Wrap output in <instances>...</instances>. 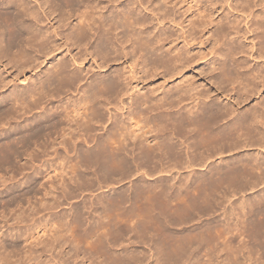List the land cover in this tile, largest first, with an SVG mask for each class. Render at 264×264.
I'll return each mask as SVG.
<instances>
[{
  "label": "bare ground",
  "instance_id": "6f19581e",
  "mask_svg": "<svg viewBox=\"0 0 264 264\" xmlns=\"http://www.w3.org/2000/svg\"><path fill=\"white\" fill-rule=\"evenodd\" d=\"M0 264H264V0H0Z\"/></svg>",
  "mask_w": 264,
  "mask_h": 264
},
{
  "label": "rangeland",
  "instance_id": "374dc122",
  "mask_svg": "<svg viewBox=\"0 0 264 264\" xmlns=\"http://www.w3.org/2000/svg\"><path fill=\"white\" fill-rule=\"evenodd\" d=\"M34 2V3H33ZM36 3H35V1H32V5H35ZM188 6L189 5H186L184 8H182L183 10V14L185 13L184 11V9H187L188 8ZM114 8V6H112V7H110V9H113ZM181 13H177V15H176V18H177V20L178 19H180L181 18ZM74 20V18H72V21ZM73 22H76V19L73 21ZM166 26H168V25H166ZM208 34H205V36H207ZM180 45H182V44H180ZM208 50V49H207ZM77 50H73V52H76ZM59 57H60V55H59ZM91 64V62H89V64L88 65H86L85 66V70L82 72V79L83 78H85V79H83V81H82V83H80L79 84V88L82 90V88H84V83H85V81L86 80H88V78H90L91 76L90 75H92L93 73H94V71H93V68L91 69V68H89V65ZM198 71V69H196V71L194 72V73H196ZM88 72V73H87ZM193 74V73H192ZM189 75H191V73H189ZM28 76H29V74H28ZM91 79V78H90ZM89 79V80H90ZM85 80V81H84ZM154 80V84L153 85H160V84H162V80H161V77H157V78H154L153 79ZM159 80V81H158ZM179 80H177L176 82H178ZM20 82L21 81H19V84H20ZM175 82V83H176ZM22 83V82H21ZM148 83L150 84L151 83V81H148ZM82 85V86H81ZM77 94V91H75V92H73L70 96L71 97H73V96H76V94ZM68 97H69V95H68ZM256 101V99H252L251 100V104L252 103H254ZM53 104H57V102L55 101ZM15 122V121H14ZM17 122V121H16ZM11 124H13L12 123V121H11ZM13 125H15V124H13ZM7 126H8V124H7ZM6 126V127H7ZM68 167H67V171H68ZM65 170H66V168H65ZM129 179H133V177H130ZM129 179H126V183L129 181ZM103 183V184H102ZM119 182H117V183H115V184H117V185H115L114 184V187H113V190L115 189L117 192L119 191H122V190H124V189H126V188H122V190H121V187L122 186H124L126 183H125V180L124 181H122V183H121V186H120V184H118ZM129 183V182H128ZM124 184V185H123ZM130 184L131 183H129V184H126V186L125 187H128V185L130 186ZM101 185H103V186H101ZM105 185V186H104ZM100 187H98V185L97 186H95V189L96 190H92V191H90V190H83V189H79V190H77L76 191V195L75 194H73L76 198H74L73 199V197H70V198H68V199H70V200H65L64 201V199L63 198H61L60 200H61V204L59 203V205L60 206H58L57 208H55V211H58L59 209V211H61V212H64V211H68V212H70L69 210L71 209V207L73 206V204L75 205V204H77L76 202H78V201H80V199L83 201V203H81V205L82 204H84V201H88V200H90V197H91V199H95L96 200V198L97 197H100V196H104V195H106V194H108L110 191H109V186L107 185V187H106V183L104 184V182H101V184L99 185ZM120 188H119V187ZM118 187V188H117ZM37 189H38V187H37ZM113 190H112V192H113ZM56 191H58V192H61L62 191V189L59 187V188H57V190ZM80 191H81V195H80ZM57 192V193H58ZM42 194V193H41ZM40 193H39V196L41 195ZM95 194L97 195L96 197H95ZM91 195H93V196H91ZM86 196H88L86 199H85V197ZM95 197V198H94ZM82 198H84V199H82ZM89 198V199H88ZM88 199V200H87ZM63 201V202H62ZM64 210V211H63Z\"/></svg>",
  "mask_w": 264,
  "mask_h": 264
}]
</instances>
